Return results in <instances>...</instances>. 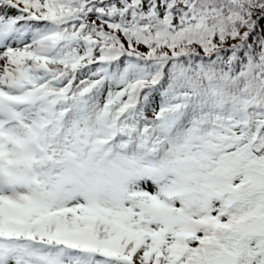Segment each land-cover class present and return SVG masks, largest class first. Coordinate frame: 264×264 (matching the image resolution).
Returning a JSON list of instances; mask_svg holds the SVG:
<instances>
[{
  "label": "snow or ice",
  "instance_id": "snow-or-ice-1",
  "mask_svg": "<svg viewBox=\"0 0 264 264\" xmlns=\"http://www.w3.org/2000/svg\"><path fill=\"white\" fill-rule=\"evenodd\" d=\"M0 264H264V0H0Z\"/></svg>",
  "mask_w": 264,
  "mask_h": 264
}]
</instances>
